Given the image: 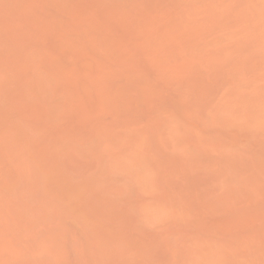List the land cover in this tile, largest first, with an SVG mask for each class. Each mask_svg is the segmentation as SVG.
I'll return each mask as SVG.
<instances>
[{"label": "rangeland", "instance_id": "rangeland-1", "mask_svg": "<svg viewBox=\"0 0 264 264\" xmlns=\"http://www.w3.org/2000/svg\"><path fill=\"white\" fill-rule=\"evenodd\" d=\"M0 264H264V0H0Z\"/></svg>", "mask_w": 264, "mask_h": 264}]
</instances>
